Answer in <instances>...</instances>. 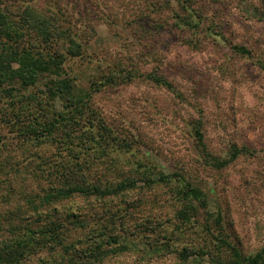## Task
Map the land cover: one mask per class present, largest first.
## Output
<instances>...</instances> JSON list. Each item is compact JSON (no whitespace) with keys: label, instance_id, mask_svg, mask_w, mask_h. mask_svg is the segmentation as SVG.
Returning a JSON list of instances; mask_svg holds the SVG:
<instances>
[{"label":"trees","instance_id":"16d2710c","mask_svg":"<svg viewBox=\"0 0 264 264\" xmlns=\"http://www.w3.org/2000/svg\"><path fill=\"white\" fill-rule=\"evenodd\" d=\"M194 2L0 0V264H107L129 252L149 259L176 254L183 264H264V242L245 254L222 235L221 215L214 223L204 222L198 238L179 248L177 242H185L184 223L199 215V205H208L205 192L183 171L159 170L150 157L138 156L139 140L108 122L93 104L103 88L135 78L176 90L163 72L110 62L101 69L104 61L90 52L96 21L115 24L121 18L134 30L155 34L170 18L176 26L195 32L205 28L216 38L206 24L207 10ZM234 50L254 59L245 45ZM77 59L97 64L86 85ZM258 62L264 68L261 58ZM202 125L195 120L193 130L207 165L221 169L250 151L233 144L229 157L213 154ZM104 158L110 162L107 172L98 173ZM121 161L136 166L123 174ZM112 171L117 175L110 180ZM138 181L169 189L177 205L170 226L150 220L132 228L126 216L132 213L111 204ZM76 197L98 200L100 210L75 206Z\"/></svg>","mask_w":264,"mask_h":264},{"label":"rangeland","instance_id":"374dc122","mask_svg":"<svg viewBox=\"0 0 264 264\" xmlns=\"http://www.w3.org/2000/svg\"><path fill=\"white\" fill-rule=\"evenodd\" d=\"M194 5L207 10L206 24L217 32L216 38L205 34V28L195 32L174 25L168 13L163 15L168 26L155 34L134 30L121 18L115 24L96 21L90 52L104 61L101 69L110 62L128 70L163 72L176 90L135 78L103 88L94 95L93 104L108 122L139 140L134 149L138 156L150 157L159 170L183 171L205 192L208 205H199V215L184 223L185 242H177L179 248L198 238L204 222L214 223L221 215L222 235L251 254L264 242V68L258 65L259 58L264 64V0H195ZM235 45L250 48L254 59L241 56ZM75 65L84 73V85L98 72L96 62L77 59ZM197 119L203 122L202 132L213 154L229 157L233 144L250 151L221 169L207 165L193 130ZM108 160L97 165L98 173L107 172ZM117 165L123 174L136 166L123 161ZM113 172L107 174L109 179L117 175ZM168 190L138 181L135 189L111 204L132 213L126 215L132 218L127 221L132 228L150 220L171 225L177 205ZM74 201L81 209L100 210L98 200L76 197ZM216 228L214 224L212 231ZM107 264L183 263L176 254L149 259L129 252Z\"/></svg>","mask_w":264,"mask_h":264}]
</instances>
